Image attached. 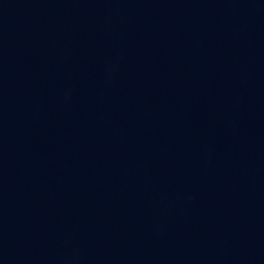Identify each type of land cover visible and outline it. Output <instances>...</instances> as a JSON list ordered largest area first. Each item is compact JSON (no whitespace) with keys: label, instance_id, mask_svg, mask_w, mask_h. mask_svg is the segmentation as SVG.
Here are the masks:
<instances>
[{"label":"water","instance_id":"obj_1","mask_svg":"<svg viewBox=\"0 0 264 264\" xmlns=\"http://www.w3.org/2000/svg\"><path fill=\"white\" fill-rule=\"evenodd\" d=\"M0 264H264V0H0Z\"/></svg>","mask_w":264,"mask_h":264}]
</instances>
